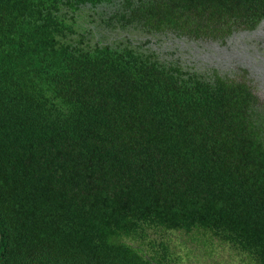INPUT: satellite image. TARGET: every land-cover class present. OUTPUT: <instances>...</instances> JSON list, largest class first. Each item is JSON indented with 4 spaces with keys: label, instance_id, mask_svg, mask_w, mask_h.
<instances>
[{
    "label": "trees",
    "instance_id": "obj_1",
    "mask_svg": "<svg viewBox=\"0 0 264 264\" xmlns=\"http://www.w3.org/2000/svg\"><path fill=\"white\" fill-rule=\"evenodd\" d=\"M232 17L256 23L264 0H0V264H175L150 229L208 231L264 264L252 92L87 43L95 21L153 33Z\"/></svg>",
    "mask_w": 264,
    "mask_h": 264
},
{
    "label": "flooded vegetation",
    "instance_id": "obj_2",
    "mask_svg": "<svg viewBox=\"0 0 264 264\" xmlns=\"http://www.w3.org/2000/svg\"><path fill=\"white\" fill-rule=\"evenodd\" d=\"M133 27L137 28L130 26L126 29ZM193 27L198 28L195 25ZM203 27L205 29L186 32H146L150 35L146 43H152L157 56L160 52H171L176 58H158L181 67L189 74L196 73L208 81L220 77L227 83L246 86L256 97L258 110L264 113V17L254 24L242 23L238 18L232 17L225 25L211 21ZM160 34L173 36L175 43L172 46L176 48L174 51H181L182 56L172 52L169 46L158 48ZM97 43L102 44L100 41ZM127 43L135 46L130 40ZM149 50L142 51H153Z\"/></svg>",
    "mask_w": 264,
    "mask_h": 264
},
{
    "label": "rangeland",
    "instance_id": "obj_3",
    "mask_svg": "<svg viewBox=\"0 0 264 264\" xmlns=\"http://www.w3.org/2000/svg\"><path fill=\"white\" fill-rule=\"evenodd\" d=\"M92 30L87 33V43L96 44L98 41L102 43H127L129 40L135 46L142 50L152 48V43H146L149 34L143 29L133 27L131 29H111L100 25L99 21H95L90 25ZM160 44L158 48H167L180 56L181 51H174L172 43H175L174 37L171 35L158 36ZM156 45V44H155ZM154 45V46H155ZM149 50V51H150ZM160 58H176L173 54L160 52ZM151 239L168 244L170 249V258L175 264H253L247 253L234 248L229 243L223 242L210 232L204 230H194L193 232L150 229Z\"/></svg>",
    "mask_w": 264,
    "mask_h": 264
}]
</instances>
